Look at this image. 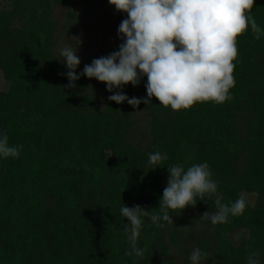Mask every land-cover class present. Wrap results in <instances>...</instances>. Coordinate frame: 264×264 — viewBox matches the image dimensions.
Here are the masks:
<instances>
[{
    "label": "trees",
    "instance_id": "trees-1",
    "mask_svg": "<svg viewBox=\"0 0 264 264\" xmlns=\"http://www.w3.org/2000/svg\"><path fill=\"white\" fill-rule=\"evenodd\" d=\"M9 1L0 8V71L10 84L0 93V133L23 148L19 158H0V264H176L169 243L181 239V214L198 215L209 229L198 244L207 253L203 264H247L254 251L264 264V35L254 40L249 28L238 38L236 83L222 104L173 111L155 97L137 108L108 99L101 110L86 82L65 87L68 69L53 53L54 9L80 2L88 10L91 0ZM251 15L264 29V0H256ZM120 91L147 97L139 83L106 89L107 98ZM135 110L150 117L151 140L143 145L131 142ZM156 151L167 160L152 169L148 156ZM204 162L217 193L170 212L174 224L163 228L143 217L137 247L145 254L125 255L129 221L120 208L158 212L168 167ZM241 193L256 197L243 215L217 225L199 219L215 211L217 197L231 204ZM238 231L248 237L234 246Z\"/></svg>",
    "mask_w": 264,
    "mask_h": 264
},
{
    "label": "clouds",
    "instance_id": "clouds-1",
    "mask_svg": "<svg viewBox=\"0 0 264 264\" xmlns=\"http://www.w3.org/2000/svg\"><path fill=\"white\" fill-rule=\"evenodd\" d=\"M118 12L126 13L118 26L123 40L119 50L94 58L84 66L80 75L76 69L81 60L77 49L65 46L60 56L68 69L67 88H74L80 76L106 84L107 90L137 86L147 77L146 98H129L122 91L108 97L133 108L141 103L151 104L155 97L161 106L173 111L189 110L196 103L222 104L230 99L235 87V61L239 59L238 38L251 29L254 40H260L264 29L251 15L256 0H108ZM91 87V86H90ZM23 145H10L7 132L0 133V158H19ZM167 154L149 153L152 169L160 167ZM167 186L159 201L158 212L145 210L140 205H123L120 213L129 221L124 225L130 249L125 255L142 258L144 249L137 247L143 225L148 217L153 225L163 228L174 224L170 212L181 213L197 200H205L217 193V182L207 162L193 164L187 169L182 164L168 167ZM215 211L199 218L213 225L228 223L229 216H241L248 207L244 193L231 204L217 197ZM227 235V234H226ZM260 253L248 254L247 264H260ZM207 253L195 248L191 264H200Z\"/></svg>",
    "mask_w": 264,
    "mask_h": 264
},
{
    "label": "rangeland",
    "instance_id": "rangeland-1",
    "mask_svg": "<svg viewBox=\"0 0 264 264\" xmlns=\"http://www.w3.org/2000/svg\"><path fill=\"white\" fill-rule=\"evenodd\" d=\"M9 0H0V8L9 6ZM88 10L80 2L73 5L68 10L66 8L56 7L52 16L55 23V46L54 56L63 62L60 56V49L65 46H71L77 49L81 63L76 69L77 75L83 71L84 66L91 64L102 51L117 48L123 43L118 34V26L121 21L127 18L126 13L118 12L114 6L110 5L108 0H91L87 2ZM10 8V7H9ZM64 63V62H63ZM80 80L89 85L91 94L97 99L98 106L105 110L108 105L106 84L97 81L95 78L89 79L86 76H80ZM147 77H141L140 84L146 85ZM9 82L0 71V93L8 92ZM130 136L134 145H143L151 140L150 117L145 111H133L131 118ZM250 205H254L256 197L245 194ZM198 215L185 216L180 215L179 220L185 222L181 227V239L177 244H170L169 259L176 264H191L190 256L192 251L198 247L201 240L205 238L209 229L203 221L197 222ZM192 217V218H189ZM245 231H238L232 234L234 246H238L243 240L247 239ZM201 260L200 264H203Z\"/></svg>",
    "mask_w": 264,
    "mask_h": 264
}]
</instances>
